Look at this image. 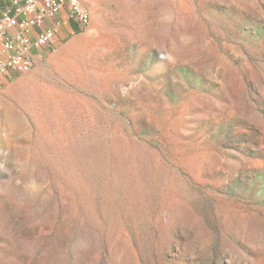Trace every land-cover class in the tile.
<instances>
[{
	"label": "rangeland",
	"instance_id": "rangeland-1",
	"mask_svg": "<svg viewBox=\"0 0 264 264\" xmlns=\"http://www.w3.org/2000/svg\"><path fill=\"white\" fill-rule=\"evenodd\" d=\"M0 82V264H264V0H83Z\"/></svg>",
	"mask_w": 264,
	"mask_h": 264
},
{
	"label": "built area",
	"instance_id": "built-area-1",
	"mask_svg": "<svg viewBox=\"0 0 264 264\" xmlns=\"http://www.w3.org/2000/svg\"><path fill=\"white\" fill-rule=\"evenodd\" d=\"M89 14L82 0H9L0 9V82L31 71L38 53L54 48L70 21L88 28Z\"/></svg>",
	"mask_w": 264,
	"mask_h": 264
},
{
	"label": "crops",
	"instance_id": "crops-1",
	"mask_svg": "<svg viewBox=\"0 0 264 264\" xmlns=\"http://www.w3.org/2000/svg\"><path fill=\"white\" fill-rule=\"evenodd\" d=\"M9 0H0V9H2L6 3L8 2ZM83 4H84V1L82 0ZM64 16V15H63ZM80 27L74 22V21H70L68 24L64 25L61 30H60V33L58 35V40L59 42L62 40H65L67 37H69L70 35L72 34H75L76 32L80 31ZM50 49H44V50H41L38 55H37V58H36V63L35 65L37 64V62L39 61V59L42 57L43 53H45L46 51H48Z\"/></svg>",
	"mask_w": 264,
	"mask_h": 264
},
{
	"label": "bare ground",
	"instance_id": "bare-ground-1",
	"mask_svg": "<svg viewBox=\"0 0 264 264\" xmlns=\"http://www.w3.org/2000/svg\"><path fill=\"white\" fill-rule=\"evenodd\" d=\"M89 12V11H88ZM91 21V17H90V14L88 15V22Z\"/></svg>",
	"mask_w": 264,
	"mask_h": 264
}]
</instances>
